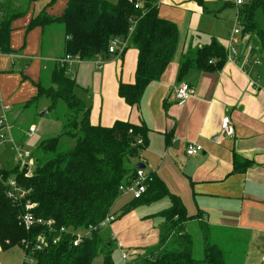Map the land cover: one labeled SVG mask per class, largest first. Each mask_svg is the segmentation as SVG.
Masks as SVG:
<instances>
[{
  "label": "crops",
  "instance_id": "crops-1",
  "mask_svg": "<svg viewBox=\"0 0 264 264\" xmlns=\"http://www.w3.org/2000/svg\"><path fill=\"white\" fill-rule=\"evenodd\" d=\"M57 1L60 6L55 11L49 8V14L60 15L68 2ZM248 1L243 0V4ZM1 2L28 9L12 24L15 52L0 51V97L10 105L7 116L15 127L14 136L26 143L30 137L25 133L35 123L23 124L25 109H30L28 102L38 94L41 74L44 72L49 85L57 59L66 54V30L63 23L28 30L32 17L45 8L35 11L39 0ZM243 4L238 5L237 0H158L159 15L177 24L179 41L161 79L147 87L140 107L129 105L119 94L120 83L132 84L136 79L139 50L130 42L119 56L98 55L106 60L101 68L95 57L70 63L67 73L77 82L76 94L90 108L92 124L111 127L117 121H128L146 126L147 144L136 162L143 159L147 175H158L170 193L182 200L188 215L194 217L187 223L189 231L203 241L202 224H207L211 237L218 231L221 240L212 239L226 247L236 264H264V51L252 50L261 64L231 61L227 52L219 70L192 66L179 74L184 57L192 50L218 41L228 51ZM4 14L0 10V16ZM238 48L242 54L248 51L245 42ZM217 61L213 58L209 63ZM183 83L192 85L194 93L180 103L176 93ZM46 101L43 98L36 103L35 112L44 109ZM226 116L235 128L232 135L222 130ZM192 143L203 149L188 155ZM1 147L11 150L8 143H0ZM0 166L12 169L16 162L11 164L0 155ZM133 201L131 193L120 194L112 208L119 216L112 230L132 258L159 244L166 223L163 212L172 204L165 196L126 213ZM224 233L228 235L222 239ZM7 251L0 245V264L12 263ZM114 258L117 264H125L121 254H114ZM24 261L25 251L22 264ZM93 264H103V256Z\"/></svg>",
  "mask_w": 264,
  "mask_h": 264
},
{
  "label": "trees",
  "instance_id": "trees-1",
  "mask_svg": "<svg viewBox=\"0 0 264 264\" xmlns=\"http://www.w3.org/2000/svg\"><path fill=\"white\" fill-rule=\"evenodd\" d=\"M56 2L51 0L32 17L28 30L63 23L66 54L81 59L110 54L111 40L128 36L134 26L130 43L139 50L136 79L132 84L120 83L119 94L129 105L140 107L147 87L161 79L179 41L177 24L159 15L158 0H68L60 15H51L48 9ZM260 8L264 12V0H249L240 9L241 24L244 33L252 36L254 53L264 51V29L256 18ZM0 10L5 12L4 17L0 16V51L11 54L15 52L11 46L12 24L26 15L28 9L1 2ZM226 56L225 47L214 41L186 55L179 74L182 76L192 66L219 70ZM213 58L218 61L210 64ZM68 67L58 64L52 70L49 85L37 82L38 94L28 102L35 105L43 98L50 99L51 110L64 100L68 107L63 131L37 145L34 174L26 176L17 165L12 169L0 166V245L3 250L23 247L32 260L24 264H93L98 256H103V264H117L114 258L117 248L109 227L92 230L77 246L73 240L78 233L98 226L109 213H114L112 208L120 196V185L136 174V159L147 144L148 129L144 124L138 126L128 121H117L111 127L92 124L90 108L76 94L77 82L68 76ZM138 137L143 138L144 144H138ZM12 177L28 191L17 202L7 198V182ZM165 196L171 198L172 204L163 212L166 223L159 244L133 258L129 254V264H236L229 258L226 247L212 239L207 224H202L204 239L199 244L196 233L187 228L194 217L188 215L182 200L170 193L156 174L148 176L145 194L134 199L124 211ZM29 200L36 203L33 210L36 216L54 221V230L49 226L26 229L20 224V215ZM62 227L66 229L64 232ZM41 234L46 236L48 245L34 250ZM24 240L28 243L27 250Z\"/></svg>",
  "mask_w": 264,
  "mask_h": 264
},
{
  "label": "built area",
  "instance_id": "built-area-1",
  "mask_svg": "<svg viewBox=\"0 0 264 264\" xmlns=\"http://www.w3.org/2000/svg\"><path fill=\"white\" fill-rule=\"evenodd\" d=\"M237 4H243V0H237ZM240 10L238 17L236 19V23L234 25L233 34L230 37L229 45H228V59L235 62H241L243 65H252V64H261L262 61L259 56L252 53L254 48L252 36L250 33H244L243 25L240 20ZM134 26L131 28L130 34L126 37L117 36L114 37L109 45V53L112 55H121L125 49L128 47L130 42L131 32L133 31ZM245 42L247 46V50L244 54L241 53L238 45ZM82 59L80 56L65 54L64 56L57 59V63L61 66L69 65L72 62H80ZM106 60L103 56L96 57V64L98 67H102ZM211 62V61H210ZM194 93V88L189 83H183L177 89V100L180 103H184L187 101ZM10 105H8L1 97H0V143H8L11 147V150L14 155V159L17 167L20 171H22L26 176H32L34 174L35 166H36V157L34 152L25 145V142H20L14 136V125L8 119L7 111L9 110ZM222 130L227 135H232L235 131V128L231 122L229 116L224 117L222 121ZM38 131V127L35 124L29 126L25 135L27 137H31L35 132ZM132 131V130H131ZM130 131V132H131ZM138 144H144V140L142 137H138ZM203 147L197 143H192L187 148V154L193 155L200 152ZM141 156V154H140ZM140 162H144L142 159ZM145 163V162H144ZM147 180L148 175L144 168H138L136 174L130 178L129 181L122 183L119 187L120 194L131 193L134 199L141 198L145 192L147 191ZM7 198L17 202L20 198H23L28 191L23 189L18 183L17 179L12 177L8 179L7 182ZM36 207V203L32 201H27L25 206V212L20 215V224H22L26 229H32L35 226L47 227L49 226L51 230L53 228V220H46L42 216H36L33 212ZM116 215L114 213H109L107 217L98 225L94 227H89V230L85 233H78L75 235L73 240V245H79L83 239L91 233L92 230H96L97 228H110V237L111 240L114 241L116 248L120 250L121 257L125 264H129L127 261L129 259V253L125 250L124 244L118 239L117 235L112 230L113 222L116 220ZM65 227L61 228V231L64 232ZM59 240V237L54 239L56 243ZM25 247L27 250L28 243L24 240ZM48 245V240L46 236L41 234L38 236L37 242L34 245V250H42ZM25 261H32L29 255L25 254ZM264 263V257H263Z\"/></svg>",
  "mask_w": 264,
  "mask_h": 264
},
{
  "label": "rangeland",
  "instance_id": "rangeland-1",
  "mask_svg": "<svg viewBox=\"0 0 264 264\" xmlns=\"http://www.w3.org/2000/svg\"><path fill=\"white\" fill-rule=\"evenodd\" d=\"M47 1L49 0H39V2H37L35 8H36V12H39L40 10H42L44 7H46V5L51 1H49L47 3ZM60 6V1L53 6V11H55L56 9H58V7ZM256 18L257 21L259 23V26L264 29V12L263 10L260 8L257 10L256 13ZM47 73V72H46ZM45 75L44 72L41 74V81L43 83H45ZM45 84H48V82H46ZM63 101V102H61ZM41 102V101H40ZM49 102L50 99H47L46 103V107L44 109H41V111L39 112H35L36 107L32 104L30 109L26 108L25 109V113L23 115V124L26 125V127H28L31 123H35L38 127V132L36 134H34L32 137H30L28 139V141L25 143V145L30 148L33 152L35 151L38 143L49 136H54L57 134H60L63 131V127L65 124V117H66V113L68 110L67 104L64 100H60L58 102V105L55 109H51L47 114H44V111H48L49 110ZM36 105V104H35ZM21 108V107H20ZM69 141V140H67ZM11 151V150H10ZM9 151L8 147H1L0 148V155H3V160H8L11 164L13 162H15L14 159V155L13 152ZM138 159V157H137ZM136 159V160H137ZM161 206H163V204H161ZM131 210V209H130ZM127 213V212H126ZM119 219V216H117L116 220L113 222V224L116 223V221ZM213 239H216L218 237V231L214 230L213 231ZM225 237L222 239H225L228 235V233H224ZM216 236V237H215ZM215 237V238H214ZM199 239V238H198ZM217 240H221L218 239ZM200 242L202 243L201 240H199V244ZM6 253H9L11 255V262L10 264H22V260L24 258V250L23 247H20L19 245L14 246L12 248L9 249V251H7ZM116 257L120 256V250L117 249L116 250ZM122 260V259H121Z\"/></svg>",
  "mask_w": 264,
  "mask_h": 264
},
{
  "label": "water",
  "instance_id": "water-1",
  "mask_svg": "<svg viewBox=\"0 0 264 264\" xmlns=\"http://www.w3.org/2000/svg\"><path fill=\"white\" fill-rule=\"evenodd\" d=\"M45 112H47V111H45ZM116 136L117 137H119V134H118V132L116 133ZM135 167L138 169V168H146V164L144 163V162H137L136 163V165H135Z\"/></svg>",
  "mask_w": 264,
  "mask_h": 264
}]
</instances>
